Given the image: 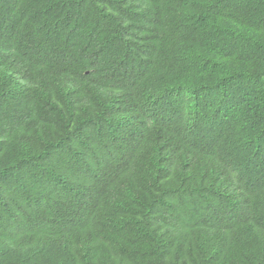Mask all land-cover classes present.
Wrapping results in <instances>:
<instances>
[{
    "label": "trees",
    "instance_id": "trees-1",
    "mask_svg": "<svg viewBox=\"0 0 264 264\" xmlns=\"http://www.w3.org/2000/svg\"><path fill=\"white\" fill-rule=\"evenodd\" d=\"M0 264H264V0H0Z\"/></svg>",
    "mask_w": 264,
    "mask_h": 264
}]
</instances>
